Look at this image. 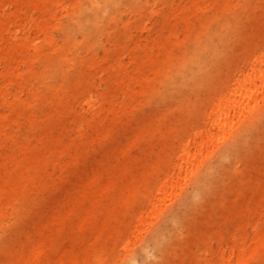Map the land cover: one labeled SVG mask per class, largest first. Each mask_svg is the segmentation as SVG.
<instances>
[{
  "label": "bare ground",
  "instance_id": "obj_1",
  "mask_svg": "<svg viewBox=\"0 0 264 264\" xmlns=\"http://www.w3.org/2000/svg\"><path fill=\"white\" fill-rule=\"evenodd\" d=\"M3 1L0 264H264V0Z\"/></svg>",
  "mask_w": 264,
  "mask_h": 264
},
{
  "label": "rangeland",
  "instance_id": "obj_2",
  "mask_svg": "<svg viewBox=\"0 0 264 264\" xmlns=\"http://www.w3.org/2000/svg\"><path fill=\"white\" fill-rule=\"evenodd\" d=\"M87 0H51L46 2L55 13V16H53L52 22L55 23H63L67 26H70L69 20H68V14L69 11H71L72 7H75L77 5L84 4ZM186 0H182L181 2H185ZM155 0H145L141 5L142 13L140 14L141 18H135L132 11L129 10H123L119 13V25H113L112 23H109V25H106V30L103 31V34H101L102 41H106V35L110 36L112 39H118L119 36L122 34H125L127 38V43L130 45V47H135L133 49L126 50L123 49V57L124 60H127L128 54L133 53L134 51L139 50L141 46H148L151 52H154L156 50V36L162 35L164 36V39L166 40V37H168L167 28H163V30L159 29L157 25H151L153 19H156L158 17L157 13H149V9L151 8V5ZM7 4L5 6H8V3H6L3 0H0V6ZM139 5V6H140ZM13 6V5H11ZM28 20V19H26ZM125 23L126 25H122ZM145 23L149 25H144ZM52 32L57 35L58 32L55 29H52ZM179 36L181 37L182 34L179 32ZM168 39V38H167ZM169 40V39H168ZM135 45V46H134ZM110 145V142H107L105 147L107 148ZM100 151H98L97 155ZM229 227V226H227Z\"/></svg>",
  "mask_w": 264,
  "mask_h": 264
}]
</instances>
